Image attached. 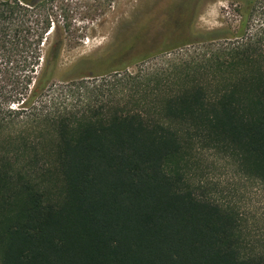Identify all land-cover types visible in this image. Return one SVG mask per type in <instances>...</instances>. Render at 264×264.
Instances as JSON below:
<instances>
[{
    "label": "trees",
    "instance_id": "trees-1",
    "mask_svg": "<svg viewBox=\"0 0 264 264\" xmlns=\"http://www.w3.org/2000/svg\"><path fill=\"white\" fill-rule=\"evenodd\" d=\"M254 1L242 0L236 33L207 40L224 41L208 66L165 80L126 72L189 44L116 54L101 72L83 58L62 69L68 45L85 38L54 17L68 0H0V264H264L236 210L192 181L195 153L210 149L264 185ZM99 78L119 89L134 81L141 96L47 107L57 85L73 94Z\"/></svg>",
    "mask_w": 264,
    "mask_h": 264
},
{
    "label": "rangeland",
    "instance_id": "rangeland-1",
    "mask_svg": "<svg viewBox=\"0 0 264 264\" xmlns=\"http://www.w3.org/2000/svg\"><path fill=\"white\" fill-rule=\"evenodd\" d=\"M65 4L59 9L61 3H56L54 17L60 23L66 17L73 34L85 38L77 46L68 45L63 53L62 69L83 58L91 60L101 72L116 54L137 55L189 44L162 52L126 72L131 76L158 75L165 80L180 68L206 67L209 55L220 53L224 43L221 39L207 40L221 38V31L228 32L226 35L236 33L243 6L242 0H68ZM260 30H264V0H255L247 33L253 35ZM103 80L90 79L85 84L87 88L73 94L67 93L65 85H57L53 100L45 103L56 110H81L86 101L101 106L124 98L135 101L141 96V84L136 86L134 81L119 89ZM195 154L192 181L199 193L236 210L246 245L253 252L262 250L264 185L240 174L235 164L217 151L200 149Z\"/></svg>",
    "mask_w": 264,
    "mask_h": 264
}]
</instances>
